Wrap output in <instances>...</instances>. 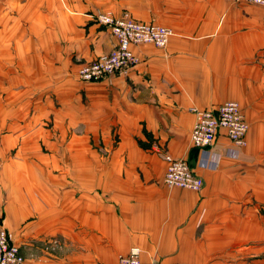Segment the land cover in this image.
<instances>
[{
    "label": "crops",
    "instance_id": "obj_1",
    "mask_svg": "<svg viewBox=\"0 0 264 264\" xmlns=\"http://www.w3.org/2000/svg\"><path fill=\"white\" fill-rule=\"evenodd\" d=\"M129 11L171 27L126 74L79 79ZM236 100L238 152L191 143L193 108ZM219 154V157L218 155ZM166 155L204 180L170 187ZM219 159H218V158ZM0 226L27 264H264V6L228 0H0Z\"/></svg>",
    "mask_w": 264,
    "mask_h": 264
},
{
    "label": "built area",
    "instance_id": "obj_2",
    "mask_svg": "<svg viewBox=\"0 0 264 264\" xmlns=\"http://www.w3.org/2000/svg\"><path fill=\"white\" fill-rule=\"evenodd\" d=\"M232 3L248 2L264 6V0H228ZM98 22L107 25L116 37L117 44L109 52L83 63L78 69V77L85 82L100 81L110 75L126 74L138 62L133 50L134 45L151 43L160 48L168 46L175 31L168 26L155 22L141 21L129 11L116 16L111 12H98ZM196 120L191 131V143L194 147L207 152L221 134H225L233 144L229 151H236L247 143L249 122L240 103L227 100L215 109L193 108ZM219 157V154H217ZM217 157V158H218ZM219 159V158H218ZM168 162L165 183L170 187L187 188L200 191L204 180L196 173L186 158H174L166 155ZM0 264H27L20 246L4 226H0ZM118 264H188L184 262L163 263L156 260H143L141 249L133 247L128 254L118 258Z\"/></svg>",
    "mask_w": 264,
    "mask_h": 264
},
{
    "label": "rangeland",
    "instance_id": "obj_3",
    "mask_svg": "<svg viewBox=\"0 0 264 264\" xmlns=\"http://www.w3.org/2000/svg\"><path fill=\"white\" fill-rule=\"evenodd\" d=\"M247 144V143H246ZM26 258V257H25ZM26 261H27V258H26ZM28 262V261H27Z\"/></svg>",
    "mask_w": 264,
    "mask_h": 264
}]
</instances>
